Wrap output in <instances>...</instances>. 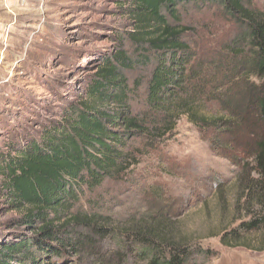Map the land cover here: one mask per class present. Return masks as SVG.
Here are the masks:
<instances>
[{
    "label": "trees",
    "instance_id": "trees-1",
    "mask_svg": "<svg viewBox=\"0 0 264 264\" xmlns=\"http://www.w3.org/2000/svg\"><path fill=\"white\" fill-rule=\"evenodd\" d=\"M121 8L134 28L113 35L118 45L101 56L85 96L39 137L0 153L5 199L26 210L20 223L32 232L0 244V264H57L54 255L82 243L80 227L103 236L122 233L125 251L145 264H190L198 248L175 233L172 221L149 217L121 230L98 213L106 184L122 180L138 162L137 141L170 135L182 115L200 128L233 122L201 110L199 101L211 85L209 68L217 72L214 79L235 86L248 103L245 112L252 108L264 124V5L258 0H123ZM206 12L233 22L234 32L226 53L196 63L199 52L187 39L193 30L184 17ZM139 68L148 72L134 76ZM241 162L238 202L245 194L260 209L223 235L229 246L239 243L241 231L264 228V131Z\"/></svg>",
    "mask_w": 264,
    "mask_h": 264
},
{
    "label": "rangeland",
    "instance_id": "rangeland-1",
    "mask_svg": "<svg viewBox=\"0 0 264 264\" xmlns=\"http://www.w3.org/2000/svg\"><path fill=\"white\" fill-rule=\"evenodd\" d=\"M258 2L264 5V0ZM122 5L123 0H0V153L39 137L45 126L62 118L65 108L85 96L101 56L118 45L113 35L134 28ZM184 19L193 30L187 39L199 52L196 63L226 53L233 22L212 12ZM147 72L139 68L134 76ZM208 73L211 85L199 101L202 112L233 122L200 128L182 115L170 135L137 141L138 162L122 180L106 184L108 193L97 212L121 230L149 217L172 221L175 233L198 248L190 264H264V228L241 231L240 246L226 245L229 237L223 236L260 209L256 200L246 202L245 194L238 202V181L241 161L251 155L264 124L252 108L245 112L248 103L230 79L225 85L214 79V68ZM3 187L0 177L1 245L32 236L20 223L26 210L6 200ZM76 231L79 238L84 236L82 243L68 246L51 261L145 264L138 254L125 251L122 233L103 236L84 227Z\"/></svg>",
    "mask_w": 264,
    "mask_h": 264
},
{
    "label": "bare ground",
    "instance_id": "bare-ground-1",
    "mask_svg": "<svg viewBox=\"0 0 264 264\" xmlns=\"http://www.w3.org/2000/svg\"><path fill=\"white\" fill-rule=\"evenodd\" d=\"M9 28H11V27H9Z\"/></svg>",
    "mask_w": 264,
    "mask_h": 264
}]
</instances>
